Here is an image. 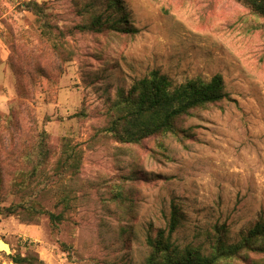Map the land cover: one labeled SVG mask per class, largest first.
<instances>
[{"label": "rangeland", "instance_id": "374dc122", "mask_svg": "<svg viewBox=\"0 0 264 264\" xmlns=\"http://www.w3.org/2000/svg\"><path fill=\"white\" fill-rule=\"evenodd\" d=\"M94 17L136 32L78 29ZM153 71L221 76L228 98L122 143L111 108ZM0 173V208L25 206L0 215V264H147L159 233L205 256L239 242L264 220V15L244 0H0Z\"/></svg>", "mask_w": 264, "mask_h": 264}, {"label": "trees", "instance_id": "16d2710c", "mask_svg": "<svg viewBox=\"0 0 264 264\" xmlns=\"http://www.w3.org/2000/svg\"><path fill=\"white\" fill-rule=\"evenodd\" d=\"M244 1L254 13L264 15V0ZM78 29L89 33H101L104 30L136 32L130 27L109 25L101 17H94L89 24L79 25ZM227 98L221 76H215L208 82L192 79L175 85L165 75L153 71L149 76L136 81L127 92L119 91L111 108V122L105 131L122 143H141L155 135L176 134L177 122L184 116ZM27 179L19 170L11 180L12 191L23 189ZM4 186L0 173V190ZM23 207V204L1 207L0 215H15ZM49 215L53 221L60 220L59 216ZM175 226L177 219L174 216L171 229ZM169 239L159 233L155 240H149L152 253L147 264H220L222 260L240 258L249 253H264V220L243 234L235 244L227 245L223 239L218 240L214 252L209 256L203 255L199 248L190 246L179 251Z\"/></svg>", "mask_w": 264, "mask_h": 264}, {"label": "water", "instance_id": "95a60500", "mask_svg": "<svg viewBox=\"0 0 264 264\" xmlns=\"http://www.w3.org/2000/svg\"><path fill=\"white\" fill-rule=\"evenodd\" d=\"M4 248L6 252H10V247L8 244H6L4 241H0V249Z\"/></svg>", "mask_w": 264, "mask_h": 264}]
</instances>
